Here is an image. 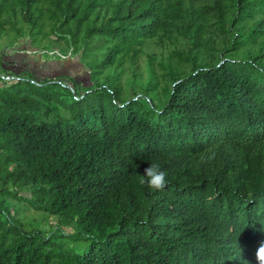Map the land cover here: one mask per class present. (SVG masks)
<instances>
[{
    "label": "trees",
    "instance_id": "16d2710c",
    "mask_svg": "<svg viewBox=\"0 0 264 264\" xmlns=\"http://www.w3.org/2000/svg\"><path fill=\"white\" fill-rule=\"evenodd\" d=\"M11 32L80 51L92 83L0 79V264H258L264 0H0Z\"/></svg>",
    "mask_w": 264,
    "mask_h": 264
},
{
    "label": "rangeland",
    "instance_id": "374dc122",
    "mask_svg": "<svg viewBox=\"0 0 264 264\" xmlns=\"http://www.w3.org/2000/svg\"><path fill=\"white\" fill-rule=\"evenodd\" d=\"M45 43L47 44L44 48ZM149 49L156 51L157 56L161 57L159 48L149 47ZM80 53V51H72L65 43H58L55 37H45L35 41L29 34L17 38L11 32L0 38V64H2L0 68L2 71H8L14 76H16L14 72L20 73V75L24 73L28 78L35 76L40 81L51 78L52 81L62 82L63 86L60 85L59 88L67 100L73 98L74 85L79 91L81 90L80 86L86 87L92 83L89 68L85 66L86 61L81 59ZM138 64L139 70L146 77L145 55L141 57ZM131 68L127 66V71L123 75L124 79L127 80L131 76ZM23 194L29 195V192H23ZM16 206L20 209L18 218L27 229L36 228L47 233L53 227L59 226L57 215L37 210L26 201H20ZM62 230L66 233L71 232V229L66 227H63Z\"/></svg>",
    "mask_w": 264,
    "mask_h": 264
},
{
    "label": "clouds",
    "instance_id": "9594fccd",
    "mask_svg": "<svg viewBox=\"0 0 264 264\" xmlns=\"http://www.w3.org/2000/svg\"><path fill=\"white\" fill-rule=\"evenodd\" d=\"M215 153L208 156V159H213ZM145 176L147 177V185L152 190H163L166 186V173L161 171L156 164H151L145 169ZM141 183H145L144 180ZM256 259L258 264H264V243H262L256 251Z\"/></svg>",
    "mask_w": 264,
    "mask_h": 264
},
{
    "label": "built area",
    "instance_id": "2783aa9c",
    "mask_svg": "<svg viewBox=\"0 0 264 264\" xmlns=\"http://www.w3.org/2000/svg\"><path fill=\"white\" fill-rule=\"evenodd\" d=\"M16 76L14 75H11L10 73L8 72H4V71H1L0 70V79L1 80H5V81H15V80H19L21 79L22 77L20 76V73H15Z\"/></svg>",
    "mask_w": 264,
    "mask_h": 264
}]
</instances>
